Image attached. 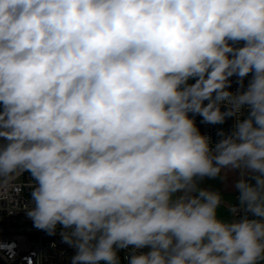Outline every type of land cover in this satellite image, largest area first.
<instances>
[{
    "label": "clouds",
    "instance_id": "clouds-1",
    "mask_svg": "<svg viewBox=\"0 0 264 264\" xmlns=\"http://www.w3.org/2000/svg\"><path fill=\"white\" fill-rule=\"evenodd\" d=\"M226 170L238 216L203 186ZM25 172L71 264H264V0H0V180Z\"/></svg>",
    "mask_w": 264,
    "mask_h": 264
},
{
    "label": "built area",
    "instance_id": "built-area-1",
    "mask_svg": "<svg viewBox=\"0 0 264 264\" xmlns=\"http://www.w3.org/2000/svg\"><path fill=\"white\" fill-rule=\"evenodd\" d=\"M232 79L233 91H236L239 85L236 77ZM195 119L200 131L209 135L215 143L213 125L202 123L199 116ZM34 186V180L26 172L8 183L0 180V244L11 245L10 250L0 247V264H71L73 249L62 243L59 232L49 235L36 229L25 214V209L32 204L30 193ZM238 215L240 210L236 201L232 217ZM120 255L122 264H126L127 254L121 252Z\"/></svg>",
    "mask_w": 264,
    "mask_h": 264
},
{
    "label": "crops",
    "instance_id": "crops-1",
    "mask_svg": "<svg viewBox=\"0 0 264 264\" xmlns=\"http://www.w3.org/2000/svg\"><path fill=\"white\" fill-rule=\"evenodd\" d=\"M237 178V173L225 171L220 178L215 180L205 179L203 186L219 190L223 197V203L219 210L222 217H232V208L236 204V193L233 188V183Z\"/></svg>",
    "mask_w": 264,
    "mask_h": 264
},
{
    "label": "water",
    "instance_id": "water-1",
    "mask_svg": "<svg viewBox=\"0 0 264 264\" xmlns=\"http://www.w3.org/2000/svg\"><path fill=\"white\" fill-rule=\"evenodd\" d=\"M229 90L233 91V79H232L231 88ZM222 110H226V109L224 107H222ZM233 125H234V117L227 118L224 124L213 125V140H214V142H217L221 138L218 135V132L223 130L226 134L230 133L232 131Z\"/></svg>",
    "mask_w": 264,
    "mask_h": 264
}]
</instances>
